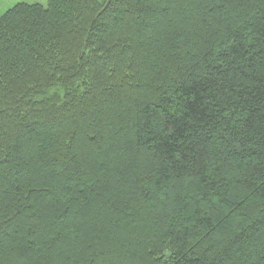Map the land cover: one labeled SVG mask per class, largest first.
<instances>
[{"label":"trees","instance_id":"16d2710c","mask_svg":"<svg viewBox=\"0 0 264 264\" xmlns=\"http://www.w3.org/2000/svg\"><path fill=\"white\" fill-rule=\"evenodd\" d=\"M0 264H264V0L4 11Z\"/></svg>","mask_w":264,"mask_h":264},{"label":"rangeland","instance_id":"374dc122","mask_svg":"<svg viewBox=\"0 0 264 264\" xmlns=\"http://www.w3.org/2000/svg\"><path fill=\"white\" fill-rule=\"evenodd\" d=\"M18 3H27V4H41L45 5L46 0H0V15Z\"/></svg>","mask_w":264,"mask_h":264}]
</instances>
